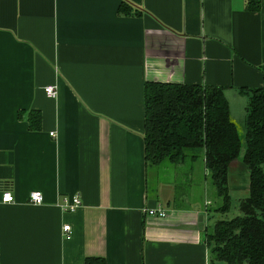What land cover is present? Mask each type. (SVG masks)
I'll return each instance as SVG.
<instances>
[{
	"label": "crops",
	"instance_id": "crops-1",
	"mask_svg": "<svg viewBox=\"0 0 264 264\" xmlns=\"http://www.w3.org/2000/svg\"><path fill=\"white\" fill-rule=\"evenodd\" d=\"M247 2L0 0V264H208L207 217L172 207L170 165L145 166L143 84L221 88L242 128L264 84V0Z\"/></svg>",
	"mask_w": 264,
	"mask_h": 264
},
{
	"label": "trees",
	"instance_id": "trees-1",
	"mask_svg": "<svg viewBox=\"0 0 264 264\" xmlns=\"http://www.w3.org/2000/svg\"><path fill=\"white\" fill-rule=\"evenodd\" d=\"M257 8L258 0H248L249 11ZM38 122L32 113L29 129L36 131ZM142 141L146 168L166 163L183 169V175L194 171L220 199L218 214L228 212V167L243 144L247 190L236 215L209 220L204 244L208 264H264V84L249 91L240 130L229 117L221 88L145 82Z\"/></svg>",
	"mask_w": 264,
	"mask_h": 264
},
{
	"label": "rangeland",
	"instance_id": "rangeland-1",
	"mask_svg": "<svg viewBox=\"0 0 264 264\" xmlns=\"http://www.w3.org/2000/svg\"><path fill=\"white\" fill-rule=\"evenodd\" d=\"M241 130V127H240ZM244 151L243 144L241 145V150L239 152V156L237 159L240 160V157ZM233 160L232 162H234ZM235 164V163H234ZM240 168L243 167L240 164H237ZM237 165L235 168H237ZM235 166V165H234ZM183 169H173L168 170V175L174 184V196L172 197V207L173 208H189L194 205H199L200 211L205 214L207 217V223L212 218H223L227 219L237 214L239 200L242 198L241 196L245 194L247 187L246 183L239 182V177L234 178V176L230 175L228 185L229 190L231 191L230 201H229V209L226 214H218L217 209L220 205V199L217 198L212 191L209 183L201 181L195 177V172H192V178L190 179V175L182 174ZM188 177L190 180H188ZM154 178V172L148 173V184L149 191L152 193V179ZM188 180V181H187ZM238 183V184H237ZM230 194V193H229Z\"/></svg>",
	"mask_w": 264,
	"mask_h": 264
},
{
	"label": "built area",
	"instance_id": "built-area-1",
	"mask_svg": "<svg viewBox=\"0 0 264 264\" xmlns=\"http://www.w3.org/2000/svg\"><path fill=\"white\" fill-rule=\"evenodd\" d=\"M43 93L45 96L49 98H53L55 96V89L53 86H46L43 88ZM51 135V134H50ZM13 198L11 194L7 191L2 192L0 195V203L2 204H11ZM27 203L33 206H38L42 204V196L39 192H31L27 197ZM80 206V200L78 196L73 195L70 197H63L61 203L59 204V208L66 213H71L75 211ZM147 216L163 218L166 216V212L163 210H154L149 209L146 212ZM61 235L64 239H69L71 236L70 227L68 225H63L61 227Z\"/></svg>",
	"mask_w": 264,
	"mask_h": 264
},
{
	"label": "water",
	"instance_id": "water-1",
	"mask_svg": "<svg viewBox=\"0 0 264 264\" xmlns=\"http://www.w3.org/2000/svg\"><path fill=\"white\" fill-rule=\"evenodd\" d=\"M201 219H202V217L199 215V216H198V221H201Z\"/></svg>",
	"mask_w": 264,
	"mask_h": 264
}]
</instances>
